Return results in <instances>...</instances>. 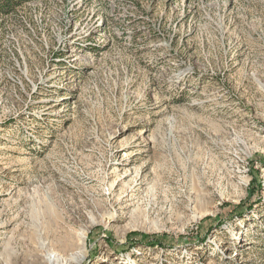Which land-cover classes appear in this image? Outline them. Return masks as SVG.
Returning <instances> with one entry per match:
<instances>
[{
  "label": "rangeland",
  "instance_id": "1",
  "mask_svg": "<svg viewBox=\"0 0 264 264\" xmlns=\"http://www.w3.org/2000/svg\"><path fill=\"white\" fill-rule=\"evenodd\" d=\"M0 264H264V0L1 14Z\"/></svg>",
  "mask_w": 264,
  "mask_h": 264
},
{
  "label": "trees",
  "instance_id": "2",
  "mask_svg": "<svg viewBox=\"0 0 264 264\" xmlns=\"http://www.w3.org/2000/svg\"><path fill=\"white\" fill-rule=\"evenodd\" d=\"M25 0H0V15L1 14H10L12 11H15Z\"/></svg>",
  "mask_w": 264,
  "mask_h": 264
},
{
  "label": "bare ground",
  "instance_id": "3",
  "mask_svg": "<svg viewBox=\"0 0 264 264\" xmlns=\"http://www.w3.org/2000/svg\"><path fill=\"white\" fill-rule=\"evenodd\" d=\"M75 245V242H73V240H71L70 242H68L66 244V246H64V249L66 250L67 248H71V246H74Z\"/></svg>",
  "mask_w": 264,
  "mask_h": 264
}]
</instances>
